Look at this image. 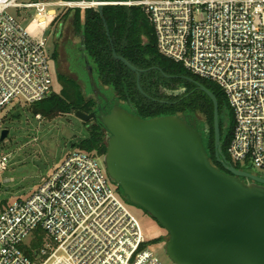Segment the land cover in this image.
<instances>
[{"label": "built area", "instance_id": "built-area-1", "mask_svg": "<svg viewBox=\"0 0 264 264\" xmlns=\"http://www.w3.org/2000/svg\"><path fill=\"white\" fill-rule=\"evenodd\" d=\"M52 5L97 7L0 0V116L14 103L31 106L54 93L44 37L57 19L48 10ZM112 5L141 7L154 27L158 52L223 91L234 115L226 161L264 178V0ZM29 11L35 34L22 22ZM100 158L74 150L30 197L0 209V264H162L153 250L161 243L146 238ZM8 164L0 157V173ZM38 231L44 244L32 259L26 251Z\"/></svg>", "mask_w": 264, "mask_h": 264}, {"label": "water", "instance_id": "water-1", "mask_svg": "<svg viewBox=\"0 0 264 264\" xmlns=\"http://www.w3.org/2000/svg\"><path fill=\"white\" fill-rule=\"evenodd\" d=\"M94 3L102 16L107 4L102 0ZM104 26L110 38L105 21ZM112 54L136 74L144 95L142 71L113 48ZM87 75L94 96L107 102L88 62ZM190 81L213 102L217 157L229 173L210 161L197 119L165 116L144 120L117 105L108 114L77 111L75 116L83 123L99 120L109 133L103 156L108 177L132 206L142 209L168 233L164 249L172 263L264 264V179L239 172L226 161L220 146L218 101L206 87ZM7 137L5 130L0 143Z\"/></svg>", "mask_w": 264, "mask_h": 264}, {"label": "trees", "instance_id": "trees-1", "mask_svg": "<svg viewBox=\"0 0 264 264\" xmlns=\"http://www.w3.org/2000/svg\"><path fill=\"white\" fill-rule=\"evenodd\" d=\"M59 1L93 3L96 0ZM102 1L108 4L104 6L102 16L97 7H91L86 8L83 12L77 11L74 18L75 30L81 38V51L84 60L93 68L94 77L101 91L114 97L116 102L131 104L136 115L144 120L165 116H186L197 119L200 116L202 121L198 128L202 134L204 145L208 142L211 149L214 150L213 102L190 79L200 83L210 90L218 101L222 137L221 149L223 156L227 158L234 119L223 91L216 84L191 75L183 66L163 57L158 52L154 27L141 7L112 5V3L139 0ZM104 21L109 29L110 38L107 35ZM112 48L117 55L125 58L138 70L143 71L140 86L144 95L138 89L135 73L114 59ZM167 76L183 80L184 86L187 88L186 93L178 98L170 99L163 91L169 89L170 80L166 78ZM58 80L61 85L60 93L54 92L46 100L31 105L33 114L49 118L60 114H69L72 110L89 113L95 106V101L94 99L86 100L81 94L79 83L60 74ZM161 101L169 103H161ZM105 132V127L101 122L89 125L87 137L76 144L75 148L102 158L107 151ZM211 162L217 166L215 159ZM236 169L240 168L236 167ZM118 191L123 199L131 205L120 188ZM6 205L7 203L0 205V209ZM43 239V233L38 231L32 243V250L26 251L28 257L33 259L34 253L40 251L44 244ZM163 241V238H158L153 243L159 244Z\"/></svg>", "mask_w": 264, "mask_h": 264}, {"label": "rangeland", "instance_id": "rangeland-1", "mask_svg": "<svg viewBox=\"0 0 264 264\" xmlns=\"http://www.w3.org/2000/svg\"><path fill=\"white\" fill-rule=\"evenodd\" d=\"M37 1L41 0H20L23 4ZM85 9L86 5L49 6L48 10L54 11L57 19L49 26L44 37L47 40V56L55 79L54 92L59 94L61 91L58 80L60 74L77 81L81 94L86 100H91L94 98L86 71V61L81 51V38L74 27L77 11L83 12ZM33 14V11L24 13L23 21L22 19L21 21L31 33L35 34L36 25L29 26ZM230 111L234 119L231 108ZM75 113L76 111L72 110L69 114L45 118L34 115L30 106L17 103L3 112L0 116V138L5 130L8 131V137L0 143V157H7L9 164L7 170L0 173V185H2L0 205L12 204L17 200L30 197L42 180L49 177L71 152L80 150L75 146L87 137L89 126L76 118ZM197 119L202 121L200 116ZM38 162H41V165H38ZM99 162L104 167L103 158H100ZM253 172L261 174L259 171ZM129 209L139 221L147 239L153 240L159 237L164 239L161 246H153L162 264H174L164 249L169 239L168 233L142 209L132 205H129Z\"/></svg>", "mask_w": 264, "mask_h": 264}, {"label": "flooded vegetation", "instance_id": "flooded-vegetation-1", "mask_svg": "<svg viewBox=\"0 0 264 264\" xmlns=\"http://www.w3.org/2000/svg\"><path fill=\"white\" fill-rule=\"evenodd\" d=\"M84 57V55H83ZM86 61V60H84ZM85 66H86V71H87V61L85 63ZM141 71V70H140ZM143 73V71H142ZM141 73V74H142ZM136 75V74H135ZM137 78V77H136ZM141 78V77H140ZM168 80H170V83L168 85V88L169 89H164L163 91L166 93V95L172 99V98H178L179 96H182L186 93L187 91V88L184 86L185 83L183 80L181 79H177V78H174L172 76H167L166 77ZM89 80V79H88ZM100 88V87H99ZM101 90V89H100ZM176 91H182L183 93L180 94L179 96H174V92ZM93 93V92H92ZM108 99V101L106 102L104 99H102L101 97H95L94 94H93V98H94V101H95V106L89 111V113H86V114H96L97 116L100 114V110L103 111V113L105 114H108L110 113V111L112 110V108L117 105V106H120L126 110H128L130 113H135L133 107L131 104L127 103V102H116L115 98L108 95L107 93L105 92H102ZM171 93V94H170ZM161 103H169L168 101H161ZM85 113V112H84ZM194 119V118H192ZM196 119V118H195ZM198 120V119H197ZM200 123L198 124V127L201 125V121L198 120ZM100 121L99 120H91L90 122L88 123H85L87 126L91 125V124H97L99 123ZM219 125H220V122H219ZM106 130V129H105ZM215 130V128H214ZM106 136L108 138L109 136V133L106 131ZM220 133H221V128H220ZM106 138V139H107ZM221 141H222V137H221ZM220 146H221V143H220ZM205 147H206V150H207V153L210 157V160L213 161L215 159V162L217 164V168L221 169L223 172H226V173H229L225 167L220 163L218 157H217V148H216V142L214 141V150L211 149V146L208 144V142L205 143ZM213 163V162H212ZM237 171L239 172H242V173H247V174H250V175H253V176H256V177H260V176H257L256 174H254L253 172H249V171H240L238 169H236ZM261 178V177H260ZM264 179V178H262ZM243 181L245 182H248V183H251L252 181L250 179H246V178H242ZM159 238H162V237H159Z\"/></svg>", "mask_w": 264, "mask_h": 264}]
</instances>
